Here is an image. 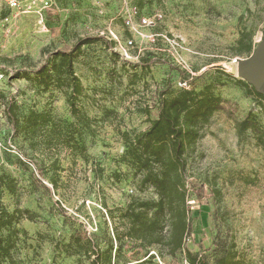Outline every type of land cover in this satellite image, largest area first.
<instances>
[{"label":"rangeland","instance_id":"374dc122","mask_svg":"<svg viewBox=\"0 0 264 264\" xmlns=\"http://www.w3.org/2000/svg\"><path fill=\"white\" fill-rule=\"evenodd\" d=\"M140 1L142 7L139 0H53L40 15L36 9L0 12V91L18 102L22 116L34 109L74 121L63 92L43 93L15 76L41 64L50 52L72 50L79 39L96 40L82 47L75 62L85 89L79 106L92 120L83 135L86 158L73 162L64 151L63 169L54 173L50 161L43 162L22 137L14 136L0 103V177L16 185L15 194L0 188V202L11 212L19 206L37 215L34 222L17 225L28 235H21L16 261L91 264L85 256L57 249L72 236L108 247L110 212L125 208L135 193L132 170L123 161V133L146 130L149 118L158 116L163 94H178L188 81L197 92L210 86L228 102V111L214 117L189 160L192 233L185 249L174 257L160 258L156 249L151 253L159 264H190L188 252L213 264L234 243L246 264H264V155L251 135L239 143L235 131V121L250 111L264 117L236 83L238 62L249 57L234 55L244 27H253L255 49L264 41V0ZM133 12L137 23L144 16L156 21L144 37H133L125 23ZM106 111L111 113L105 117ZM141 196L155 198L152 191ZM143 256L141 248L127 243L118 264H138Z\"/></svg>","mask_w":264,"mask_h":264},{"label":"trees","instance_id":"16d2710c","mask_svg":"<svg viewBox=\"0 0 264 264\" xmlns=\"http://www.w3.org/2000/svg\"><path fill=\"white\" fill-rule=\"evenodd\" d=\"M138 5L142 7L143 2L139 0ZM254 35L253 27L242 28L234 46V55L250 57L255 51ZM95 42L93 38L79 39L72 50L50 52L41 64L32 70L18 71L15 76L43 93L52 89L63 92L73 122L57 118L51 111L33 109L22 116L18 102L7 100L0 91L3 114L14 136L22 137L43 162L50 161L54 173L63 169L61 155L64 151L70 152L73 162L87 157L83 135L84 129L92 126V120L82 113L79 106L85 89L77 75L75 62L82 47ZM148 66L145 65L146 68ZM236 83L254 99L264 117V93H258L242 79L238 78ZM228 105L223 98L212 93L210 86L199 92L182 87L170 98L163 94L158 103V116L149 118L146 130L133 136L123 133L126 144L123 161L132 170L135 193L125 208L110 212L113 236L108 238V247L101 248L94 238L72 236L64 246L56 244L57 249H62L68 256H85L91 264H118L127 243L144 251L138 264H159L155 261L157 256L151 253L153 249L159 251L160 258L165 254L174 257L184 250L192 233L186 188L189 160L214 117L227 112ZM144 112L150 113V108L146 106ZM109 113L106 111L105 117ZM235 131L239 143L251 135L264 155V119L250 111L246 117L235 121ZM247 183L254 181L247 180ZM52 185L54 190L59 187L53 179ZM0 188L12 194L16 192V185L7 176L0 177ZM214 189L220 195L216 186ZM149 191L155 198L141 196ZM36 218V213L29 209L18 206L11 212L0 202V264H18L15 258L18 243L21 235L28 234L17 225L22 220L34 222ZM186 256L190 264H209L189 252ZM213 264H246V261L236 245L231 243L224 247Z\"/></svg>","mask_w":264,"mask_h":264},{"label":"built area","instance_id":"2783aa9c","mask_svg":"<svg viewBox=\"0 0 264 264\" xmlns=\"http://www.w3.org/2000/svg\"><path fill=\"white\" fill-rule=\"evenodd\" d=\"M36 1L39 2L37 6H35L36 4H32ZM52 3L53 0H0V12L3 10V8L9 9L11 11H28L36 9V11H38V15H40L43 10L41 9V7L47 8L52 5ZM136 15L137 12L131 13L126 18L125 23L133 37L137 35L140 37H144V30L154 28L156 26V21L152 19V17L144 16L140 19V22L137 23ZM132 43V40L129 41V44ZM188 74L192 75L190 79H192V77L195 75L192 71H190ZM181 86L186 89L190 88L188 81H184L183 83H181Z\"/></svg>","mask_w":264,"mask_h":264},{"label":"water","instance_id":"95a60500","mask_svg":"<svg viewBox=\"0 0 264 264\" xmlns=\"http://www.w3.org/2000/svg\"><path fill=\"white\" fill-rule=\"evenodd\" d=\"M238 78L253 86L258 93H264V41L252 55L238 62Z\"/></svg>","mask_w":264,"mask_h":264}]
</instances>
